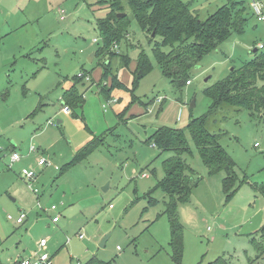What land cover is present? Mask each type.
I'll return each instance as SVG.
<instances>
[{
    "label": "rangeland",
    "instance_id": "1",
    "mask_svg": "<svg viewBox=\"0 0 264 264\" xmlns=\"http://www.w3.org/2000/svg\"><path fill=\"white\" fill-rule=\"evenodd\" d=\"M113 1L0 0V146L26 156L0 175L4 259H15L19 252H27V244L47 236L46 251L54 264H83L92 257L108 264H176L165 212L169 197L157 188L165 175L163 162L173 152H162L147 139L159 127L185 128L191 116L204 115L211 104L204 89L254 57L253 49L264 43V22L252 14L251 0H183L200 19L225 3L244 1L248 21L244 33H232L205 55L192 68L191 83L179 89L154 57V44L161 37L150 40L127 1L121 0L131 22L120 48L129 53L131 63L122 72L125 87L111 92L110 99H117L113 103L97 84L102 74L99 56L89 59L102 44L98 20ZM143 50L153 69L133 92V71ZM84 73L89 80L77 82L76 76ZM72 87L85 102L75 111L68 106L71 111L66 114L61 97ZM218 119L211 130L222 134L220 143L236 161L237 188L228 197L223 188L226 173L209 174L187 131L191 152L185 158L199 183L190 200L178 205L181 264H208L219 256L226 264H248L257 253L255 239H261L264 113L227 107ZM101 135L95 150L65 169L79 149ZM31 146L49 164L37 166L35 153L28 154ZM24 166L38 172L31 186L21 174ZM53 204L56 211L50 210ZM23 212L27 217L18 224L16 218ZM55 213L61 215L59 223L52 222Z\"/></svg>",
    "mask_w": 264,
    "mask_h": 264
},
{
    "label": "trees",
    "instance_id": "2",
    "mask_svg": "<svg viewBox=\"0 0 264 264\" xmlns=\"http://www.w3.org/2000/svg\"><path fill=\"white\" fill-rule=\"evenodd\" d=\"M126 1L141 29L149 34L150 40L156 36L161 37V40L154 44V57L163 74L179 89H183L188 81L191 83V70L205 55L228 40L232 33H244L248 21V17L244 15L246 9L244 1L225 3L206 19H200L198 14L183 0ZM261 1L264 2V0ZM118 13L124 14L118 16ZM130 22L129 14L121 0L111 2L106 16L98 20L102 44L95 55L99 56L98 65L102 68V74L97 84L107 100H110L112 90L125 87L119 77V69L129 67L131 57L128 52L121 50L120 45L129 36ZM115 44L119 46L118 49ZM164 47H169V50L166 51ZM254 50L255 48L252 59L234 68L227 77L204 89V94L211 101L204 115L191 116L185 128L159 127L147 139L149 144H153L160 151L173 152L163 162L165 175L158 181L157 188L169 197L165 212L171 222L172 258L176 264L182 263L184 249L183 227L179 220L178 205L190 200L194 188L199 183L195 170L185 158V154L191 152L187 131L207 166L209 174L226 173L223 188L228 197H231L237 188V164L220 143L222 134L212 132L210 125L213 121L219 120L221 110L227 107L247 109L253 114L264 113V48L258 47L257 51ZM152 69L153 62L150 56L144 50L141 51L133 71L131 89L133 92L139 81ZM87 76H89L88 73L76 76V81H83ZM63 99L65 104L74 111L79 107L82 108L85 102L84 95L76 87L64 91ZM136 99L137 96L133 94L132 101L135 102ZM102 139L101 135L88 141L66 164L65 169L95 150L101 144ZM11 146L14 147V144ZM148 198L150 203L155 202L152 192L148 193ZM255 247L256 256L248 264H256L264 258V227L261 229L260 242L255 239ZM0 264H4L1 256ZM83 264L108 263L92 257ZM208 264H226V260L219 256Z\"/></svg>",
    "mask_w": 264,
    "mask_h": 264
},
{
    "label": "built area",
    "instance_id": "3",
    "mask_svg": "<svg viewBox=\"0 0 264 264\" xmlns=\"http://www.w3.org/2000/svg\"><path fill=\"white\" fill-rule=\"evenodd\" d=\"M250 6L253 10V13L255 15V17L257 18V20L259 22H264V2L261 0H251L250 2ZM95 41H97V39H95ZM116 49L119 48V46L117 44H115ZM259 47L264 48V43H261L259 45ZM83 75V74H81ZM87 79H89V76H87ZM190 83V81H188V84ZM64 110L67 112H70L71 110L65 106ZM257 145V144H256ZM31 153H35V156H37L36 159V165L43 167L48 163V161L45 158H42L39 153V149L31 146L29 149L28 154ZM23 157H26L25 155L21 154L18 150L16 149H12L11 152H7L4 151V148L0 146V175L4 172V171H11L14 168V165L21 161L23 159ZM21 174L22 176L28 180L30 184V186L32 185L31 181H34L37 179L38 177V172L36 170L35 167H22L21 169ZM34 189V188H33ZM34 191L39 194V190L37 188L34 189ZM58 208L57 205L53 204L50 208V210L52 211H56ZM27 217L26 213H21L17 218H16V222L18 224H21L24 222L25 218ZM61 218L60 213H55L52 216V222L53 223H57ZM8 219H13L12 215H8ZM80 237L82 238L83 235H80ZM48 237H42L39 239L38 241V248L32 252L29 256L27 257H22V258H18L16 260V264H48V261L50 259V255L49 253L46 251L47 247H48ZM257 264H264V262H258Z\"/></svg>",
    "mask_w": 264,
    "mask_h": 264
},
{
    "label": "crops",
    "instance_id": "4",
    "mask_svg": "<svg viewBox=\"0 0 264 264\" xmlns=\"http://www.w3.org/2000/svg\"><path fill=\"white\" fill-rule=\"evenodd\" d=\"M95 39H97V38H95ZM95 39H94V41H95ZM97 41H98V39H97ZM97 41H95V42H97ZM95 55V54H94ZM93 58H94V56H93ZM93 60V59H92ZM123 69L124 68H120L119 69V77H120V79L123 77L122 76V72H123ZM89 80V79H88ZM122 80V79H121ZM64 94V93H63ZM109 101H111V102H113V103H117V99H110ZM61 105H62V107H63V110H64V107L65 106H67L66 104H65V101H64V99H63V96L61 97ZM68 107V106H67ZM62 109V108H61ZM60 109V110H61ZM64 113L66 112V114H69V112H67V111H63ZM12 144H14V146H15V143H12ZM154 146V145H153ZM155 147V146H154ZM143 176H148V174L147 173H144L143 174ZM61 221V218H60V220L57 222V223H59ZM3 235H6L5 233H3ZM42 237H47V236H41L40 238H42ZM39 238V239H40ZM48 240H49V238H48ZM38 239L37 240H35L34 241V243H32V244H27V252H25V253H21V252H19L18 254H17V256H16V258L15 259H11L10 257H7V258H5L4 259V257L0 254V256H1V258H2V261H3V263L4 264H16V260L18 259V258H22V257H27V256H29L32 252H34L37 248H38ZM48 244H50V241H48ZM47 250H48V248H47ZM26 251V250H25ZM48 252V251H47ZM48 264H54V260H53V256L50 254V259H49V261H48Z\"/></svg>",
    "mask_w": 264,
    "mask_h": 264
},
{
    "label": "water",
    "instance_id": "5",
    "mask_svg": "<svg viewBox=\"0 0 264 264\" xmlns=\"http://www.w3.org/2000/svg\"><path fill=\"white\" fill-rule=\"evenodd\" d=\"M124 13H118V16H122ZM154 34V33H153ZM254 51H257V48H255V50ZM93 56H94V54H92L91 56H90V60L92 61V59H93ZM234 69V68H233ZM232 69V70H233ZM195 105V100L192 102V104H191V106H194ZM61 121L59 120V122L58 123H60ZM107 238H108V236H106L102 241H101V245L103 246V245H105V242H106V240H107Z\"/></svg>",
    "mask_w": 264,
    "mask_h": 264
}]
</instances>
